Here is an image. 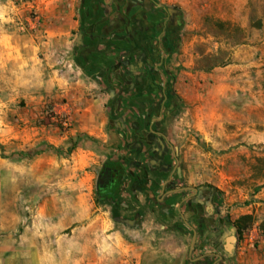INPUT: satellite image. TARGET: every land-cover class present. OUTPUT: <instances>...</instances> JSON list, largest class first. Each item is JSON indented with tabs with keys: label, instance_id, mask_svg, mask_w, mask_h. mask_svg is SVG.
<instances>
[{
	"label": "rangeland",
	"instance_id": "rangeland-1",
	"mask_svg": "<svg viewBox=\"0 0 264 264\" xmlns=\"http://www.w3.org/2000/svg\"><path fill=\"white\" fill-rule=\"evenodd\" d=\"M160 5L176 12L170 30ZM151 23L159 27L147 43ZM140 55L147 98H127L117 89L133 90L126 71ZM160 55L164 77L154 71ZM77 57L94 73L77 76L94 86L76 84ZM166 77L174 105L163 130L179 150L182 184L203 190V218L222 220L213 230L221 247L233 231L237 239L222 264H264V0H0V264H135L132 231L148 220L182 228L174 240L185 264L206 251L222 256L212 246L189 255L191 202L183 221L156 202L128 201L139 218L121 207L124 196L98 191L103 165L129 151L120 134L159 105ZM126 98L132 118L119 111ZM169 234L158 231L153 246Z\"/></svg>",
	"mask_w": 264,
	"mask_h": 264
},
{
	"label": "flooded vegetation",
	"instance_id": "flooded-vegetation-1",
	"mask_svg": "<svg viewBox=\"0 0 264 264\" xmlns=\"http://www.w3.org/2000/svg\"><path fill=\"white\" fill-rule=\"evenodd\" d=\"M161 8L168 15L166 28L170 30L174 27L176 12L169 7L161 6ZM158 27V23H151L148 29L142 30L145 32L147 43L151 41V37H147V34L155 31ZM131 41L135 44L137 42L135 38H131ZM137 43H139V40ZM165 58L166 55H160L158 62L154 64L155 72L160 71L162 67L164 68L163 77L166 76ZM133 64L136 70L133 71L131 63L129 70L126 71V77L133 80V90H129L132 88V84H126L125 82L124 85L128 87L117 89L118 92H121V95L126 96V93H138V89L143 85L144 79L149 74L145 56L140 55ZM160 94L161 102L159 105L155 103L151 108H146L144 112H139V124L132 126L133 128L130 132L120 134L123 139H127L129 144H131L128 146L130 147L129 151H125L126 153L119 160L110 161L103 165L98 176V191L100 195L108 200L124 196L126 201L122 205L120 204L121 207L129 212L135 211L134 217L139 218L141 217L140 211L134 210L128 201L144 200L146 203L156 202L157 205L164 206L162 210L163 216L171 217L176 212L183 221V207L191 202L196 211L193 213L196 217V224H194L198 228L194 249H199V247L204 249L207 246H212L222 254L221 256L218 253L206 251L203 254V258L199 259V261H202V264H222L224 262L223 256L231 257L232 255L226 248L221 247L220 237L223 233H219V231L213 232V230L218 229L217 225L221 226L222 220L215 218L217 216L216 212L211 220L207 221L206 218L202 217L201 208L203 207V202L201 199L203 200V190L201 187H196V190H189L187 189L190 187L188 184H182L184 175L180 167L179 150L170 139L169 134L163 130L164 121L173 113L171 108L174 105L173 94L168 88V78L163 83ZM140 97L147 98L143 94H140ZM127 98L122 101V104H124L126 100V104L125 106L122 105L119 111L124 110V114L132 118L130 109H133L135 104L133 100ZM150 113H155L156 115L150 118ZM177 181L179 183L175 185ZM190 194L191 196L188 197ZM177 198L179 200L175 201ZM196 199L199 201L196 202ZM178 205L181 206H179V209ZM152 213L156 217L155 219L159 220L157 215L155 216V213ZM160 221L168 225L166 227L168 229L169 225L173 226L176 223H169L166 220ZM174 226L179 228L177 223ZM188 228L193 231V238L195 229L192 226ZM201 228L209 230L207 235L202 234ZM200 237H204L201 242L199 241ZM224 245L226 246V243ZM210 258L214 259L210 260Z\"/></svg>",
	"mask_w": 264,
	"mask_h": 264
},
{
	"label": "crops",
	"instance_id": "crops-1",
	"mask_svg": "<svg viewBox=\"0 0 264 264\" xmlns=\"http://www.w3.org/2000/svg\"><path fill=\"white\" fill-rule=\"evenodd\" d=\"M72 70L76 74V76H74L75 79L81 74L84 76L87 75L89 77H92L94 75V73L88 72V70L83 64L82 59H80L79 57L72 60ZM96 73L98 74V72H95V74ZM76 84L78 86L79 85L87 86L88 84L91 86H94L93 83L87 82L86 78H81V77L80 78L78 77V81L76 82ZM190 196L191 194L188 195V197ZM179 206L180 205H178V209H179ZM185 216L187 218H191L193 216V212L192 211L185 212ZM151 222L152 221L149 222L148 220V222L144 223L140 233L136 231L135 229L132 231L133 232L132 234H135L141 239L140 242L137 244L136 249L134 251V256L136 257L135 264H185L188 260L186 258L187 255H186L185 248L176 245V241L174 240V237L177 234L180 235V237H185L183 230L181 228H176V226H174L176 223L173 224V226L169 225V230L171 231L172 234H169L167 238H160V240H164V243H161L159 246L154 247L153 242L155 240L156 233L162 229H168L166 228L168 227V225L163 224L161 222V225L159 224V225L153 226L150 224ZM185 225H187L186 222H185ZM164 235L166 236L168 234L163 233V236ZM190 254H191V247L189 248V255ZM60 257L61 258L57 256L55 257L44 256L40 258V261L38 262V264H77L76 260H73V257L71 258V260H66L63 258V256H60ZM190 261H192L191 258H190ZM29 264H35V263L30 262ZM193 264H202V261L198 260L194 262Z\"/></svg>",
	"mask_w": 264,
	"mask_h": 264
},
{
	"label": "water",
	"instance_id": "water-1",
	"mask_svg": "<svg viewBox=\"0 0 264 264\" xmlns=\"http://www.w3.org/2000/svg\"><path fill=\"white\" fill-rule=\"evenodd\" d=\"M160 6H162V5H160ZM187 189H189V190H196V188H192V187H189V188H187ZM196 238H197V233H196V231H195V232H194L193 239H192V243H191V253L193 252V250H194V248H195ZM229 238L231 239V247H230V249H228V248H227V244H226L225 248H226L230 253H232V252H233V249H234V247H235L236 240H237L236 237H235V235H234V231H233L232 234L226 239V241H227ZM225 243H226V242H225ZM201 258H203V256H201V257H199V258H196V259H192V262H196V261H198V260L201 259Z\"/></svg>",
	"mask_w": 264,
	"mask_h": 264
},
{
	"label": "bare ground",
	"instance_id": "bare-ground-1",
	"mask_svg": "<svg viewBox=\"0 0 264 264\" xmlns=\"http://www.w3.org/2000/svg\"><path fill=\"white\" fill-rule=\"evenodd\" d=\"M226 244H227V248L230 249V247H231V239L230 238L226 241Z\"/></svg>",
	"mask_w": 264,
	"mask_h": 264
},
{
	"label": "trees",
	"instance_id": "trees-1",
	"mask_svg": "<svg viewBox=\"0 0 264 264\" xmlns=\"http://www.w3.org/2000/svg\"><path fill=\"white\" fill-rule=\"evenodd\" d=\"M88 72L93 73V71H91L90 69H88Z\"/></svg>",
	"mask_w": 264,
	"mask_h": 264
}]
</instances>
